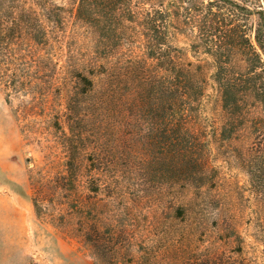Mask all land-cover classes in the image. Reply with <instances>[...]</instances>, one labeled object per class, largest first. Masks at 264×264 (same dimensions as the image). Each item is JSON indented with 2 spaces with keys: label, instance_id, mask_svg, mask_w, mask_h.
Masks as SVG:
<instances>
[{
  "label": "rangeland",
  "instance_id": "1",
  "mask_svg": "<svg viewBox=\"0 0 264 264\" xmlns=\"http://www.w3.org/2000/svg\"><path fill=\"white\" fill-rule=\"evenodd\" d=\"M53 3L60 9L25 18L46 28L42 42L0 34V70L18 87L0 82V264H105L85 240L93 224L104 235L126 226L113 264L143 254L147 264H264V185L248 163L255 130L221 136L215 69L192 34L177 27L172 40L204 86L190 126L201 163L183 169L150 111L165 73L138 21L148 0L133 1L117 36L79 18L77 0ZM260 114L251 105L247 122Z\"/></svg>",
  "mask_w": 264,
  "mask_h": 264
},
{
  "label": "trees",
  "instance_id": "2",
  "mask_svg": "<svg viewBox=\"0 0 264 264\" xmlns=\"http://www.w3.org/2000/svg\"><path fill=\"white\" fill-rule=\"evenodd\" d=\"M54 0H0V34L13 28L21 35L28 31L31 39L40 43L46 28L39 22L25 20L41 11L59 10ZM134 0H77V16L105 35L121 31V17L135 16ZM149 9L138 18L143 29L149 58L164 67V86L160 104L150 106L164 124V153L176 156L181 167L197 160L190 130L194 110L204 95L203 79L182 57L174 56V29L189 31L192 47L201 49L211 58L213 79L221 94L224 123L221 136L231 140L238 127L255 130L256 142L248 154L249 170L257 187L264 185V0H148ZM33 24L30 26V24ZM10 70H0V82L6 90L17 89L11 82ZM91 87L93 82L84 77ZM251 105H258L261 114L247 122ZM247 122V123H246ZM262 129V130H261ZM263 144V146H262ZM257 147V148H256ZM256 158V160H254ZM260 160V161H258ZM73 165V162H71ZM85 240L105 264L124 251L126 226L115 225L104 235L92 225ZM128 242V241H127ZM131 244L130 240L128 242ZM129 251V247L126 248ZM143 254V261L145 260ZM141 259V260H142ZM141 261V264L147 262Z\"/></svg>",
  "mask_w": 264,
  "mask_h": 264
}]
</instances>
